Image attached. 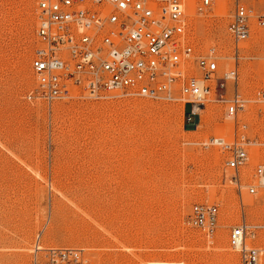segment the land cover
I'll list each match as a JSON object with an SVG mask.
<instances>
[{
    "label": "rangeland",
    "instance_id": "obj_1",
    "mask_svg": "<svg viewBox=\"0 0 264 264\" xmlns=\"http://www.w3.org/2000/svg\"><path fill=\"white\" fill-rule=\"evenodd\" d=\"M182 1L190 41L199 52L215 47L222 68L234 65L235 3L264 12V0H215L202 12L200 0ZM36 8L37 0H0V264H31L38 238L84 248L86 264H238L232 227L243 214L251 223L264 215L259 197L244 190L241 200L211 143L233 135L223 106L139 96L29 100ZM240 54L238 88L252 99L264 88V27L254 25ZM240 119L264 141V103L250 102ZM250 150L243 171L252 181L264 147ZM197 202L220 207L212 240L189 223ZM248 242L264 245V231Z\"/></svg>",
    "mask_w": 264,
    "mask_h": 264
},
{
    "label": "built area",
    "instance_id": "obj_2",
    "mask_svg": "<svg viewBox=\"0 0 264 264\" xmlns=\"http://www.w3.org/2000/svg\"><path fill=\"white\" fill-rule=\"evenodd\" d=\"M214 2L200 0L199 11ZM254 25L264 27V12L237 1L228 24L234 65L222 68L215 47L199 52L190 41L182 0H37L38 46L31 61L37 81L27 98L52 105L73 96L93 100L139 96L182 101L197 109L219 103L224 117L232 121L233 135L230 140L214 137L211 143L225 155V167L233 172L230 182L241 200L244 190L259 197L264 215V161H256L252 181L243 171L253 156L250 146L264 147V141L251 138L249 125L240 119L250 102L264 103V88L252 99L238 88L240 53ZM229 84L234 88L231 94ZM219 216L218 204L197 202L189 223L212 240ZM263 231L264 223H251L246 214L232 227L229 241L240 254L238 264L263 263L264 245L248 242ZM31 253L32 264L87 261L84 248L43 246L39 238Z\"/></svg>",
    "mask_w": 264,
    "mask_h": 264
},
{
    "label": "bare ground",
    "instance_id": "obj_3",
    "mask_svg": "<svg viewBox=\"0 0 264 264\" xmlns=\"http://www.w3.org/2000/svg\"><path fill=\"white\" fill-rule=\"evenodd\" d=\"M250 8H252V7H250ZM254 9V8H253ZM255 10V9H254ZM256 11V10H255ZM256 26V25H255ZM197 108L195 107V110H196ZM31 264H32V261H31Z\"/></svg>",
    "mask_w": 264,
    "mask_h": 264
}]
</instances>
